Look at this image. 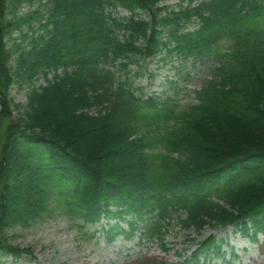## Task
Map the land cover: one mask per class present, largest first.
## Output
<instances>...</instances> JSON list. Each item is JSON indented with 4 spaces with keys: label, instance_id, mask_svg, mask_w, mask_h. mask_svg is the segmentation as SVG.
<instances>
[{
    "label": "trees",
    "instance_id": "1",
    "mask_svg": "<svg viewBox=\"0 0 264 264\" xmlns=\"http://www.w3.org/2000/svg\"><path fill=\"white\" fill-rule=\"evenodd\" d=\"M163 1L0 0V263L30 254L7 231L53 206L84 224L126 222L129 232L109 226V240L129 239L139 222L161 236L172 214L184 229L264 235V0L160 15ZM22 27L38 37L14 58L8 38ZM161 53L179 64L220 59L182 115L171 100H144L129 76ZM16 84L24 105L10 97ZM156 147L169 156L152 175ZM219 250L207 238L182 264Z\"/></svg>",
    "mask_w": 264,
    "mask_h": 264
},
{
    "label": "rangeland",
    "instance_id": "2",
    "mask_svg": "<svg viewBox=\"0 0 264 264\" xmlns=\"http://www.w3.org/2000/svg\"><path fill=\"white\" fill-rule=\"evenodd\" d=\"M202 1L211 0H164L158 7L163 8L160 12L162 15L164 12L177 11L181 7H194ZM39 8L44 11L43 7H37ZM26 11L27 8H23L20 13ZM118 15L128 14L119 10ZM21 30L13 31L8 38L14 58L33 38L38 37L36 32L27 27H22ZM214 53L224 55L223 61H226L230 48L220 43L214 48ZM165 57L166 54H156L139 67H130L129 76L134 86L141 90L144 99H155L159 102L171 100L175 114L182 115L198 104L196 92L213 78L215 68L220 66V59L208 58L195 64L192 61L179 64L173 60L162 61ZM36 85L45 86V82L41 79ZM26 91V87L20 89L16 84L11 88L10 97L16 104L24 105ZM16 114L14 112L13 116ZM171 127L169 125L168 128ZM152 156L151 174L155 175L162 169L159 166L161 158L169 154L156 147ZM59 212L53 206L48 214L34 220L30 225L10 228L7 236L11 245L20 251L28 250L30 254L22 253L23 257L17 260L7 256L0 264H178L192 256L199 243L207 238L216 240L220 248L219 254H211L206 259L202 257L199 264H264V236L258 235L253 240L251 235L245 236L232 226L218 227L211 224L198 232L193 228L184 229L178 222V214H173L164 222L162 238L144 237L142 234L146 232L148 224L139 222L136 235L132 239L119 237L109 242L104 230L110 225L118 224L119 220L109 222L102 219L81 229L78 219ZM122 223L120 225L128 230L125 222Z\"/></svg>",
    "mask_w": 264,
    "mask_h": 264
},
{
    "label": "bare ground",
    "instance_id": "3",
    "mask_svg": "<svg viewBox=\"0 0 264 264\" xmlns=\"http://www.w3.org/2000/svg\"><path fill=\"white\" fill-rule=\"evenodd\" d=\"M83 264H89V262L88 263H83Z\"/></svg>",
    "mask_w": 264,
    "mask_h": 264
}]
</instances>
